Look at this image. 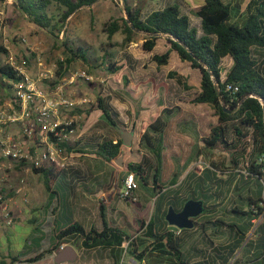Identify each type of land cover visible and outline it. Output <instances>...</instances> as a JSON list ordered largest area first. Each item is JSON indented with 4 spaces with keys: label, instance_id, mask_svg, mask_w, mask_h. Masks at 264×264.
<instances>
[{
    "label": "trees",
    "instance_id": "obj_1",
    "mask_svg": "<svg viewBox=\"0 0 264 264\" xmlns=\"http://www.w3.org/2000/svg\"><path fill=\"white\" fill-rule=\"evenodd\" d=\"M97 1L12 0V3L40 29L56 38H60L63 34L64 37L61 40L63 59L58 61L57 70L59 80L66 75L68 66L76 61L84 62L92 69L115 74L125 64L117 60L115 53L111 50L112 47H127L142 37L143 49L153 52L159 39L164 37L168 48L165 47V51L161 53L155 52L152 56L153 61L158 67L167 65L172 52H177L181 61L188 63L189 69L197 70L201 75L200 90L192 94L186 102L209 104L214 108L217 116L216 123L210 125L207 134H201L198 123L191 119L178 121L177 129L194 132L195 137L206 149L229 154L234 167L246 171L248 177L264 181V0H249L245 7L243 0H203L201 5L192 9V13L200 18L201 30L192 23L190 15L184 12L179 4L171 3L144 15L142 8L134 2L136 0H122L125 16L103 23L107 42L101 46V54L94 56L90 51L92 47L85 42L68 37L67 25L72 14ZM118 32L124 35L121 42L114 40ZM0 51L8 50L0 46ZM227 56L232 59V64L223 78L222 62ZM0 74L4 80V86L11 90L8 96L12 98L14 84L24 80V74L9 62L0 64ZM168 74L188 87L185 81L188 79L187 72L170 70ZM59 80L52 82L51 85L55 87L60 82ZM125 80L129 83L130 78L126 76ZM102 91L101 88L96 103H80L72 106L69 114L75 117V120L69 125L60 124L57 128L67 132L88 130L99 117L105 118L116 128L124 126L125 123L121 120L119 111ZM3 103L4 99L1 100V104ZM180 111V105L164 107L161 114L149 124L143 133L141 146L151 151L158 163L155 173L151 176L147 173L145 163L129 162L127 164L128 171L136 173L140 188H145L151 181L155 185V190L158 187L164 188L170 183H176L179 175L187 169L186 167L179 172L173 171L171 175L165 177L166 183L161 180L164 178L162 176L163 151L166 149L164 132ZM150 131L156 133V144L152 142ZM62 144L71 154L86 153L82 143L77 139L66 140ZM98 148L104 160L117 159L129 150V147L124 145L122 137L116 142L105 138L99 143ZM240 154L246 160L245 168L240 167L241 157H237ZM34 172L42 177L45 188L51 193H55L54 181L66 174L65 169L54 165L35 168ZM126 199L133 201L130 198ZM244 199L247 209H232V212L237 213L241 219L248 217V221L242 224L245 229L241 226L242 222L232 224L234 232L237 235L243 233L244 236L228 246L230 257H235L238 248L245 240L247 231L254 225L253 219L264 217V197L256 200L248 197ZM142 226L145 227L142 237L152 238V241L139 242L137 237L130 236L124 229L107 224L101 230L85 229L78 222H71L59 230L54 227V238L58 243L27 258V261L34 262L43 259L62 241L81 238L85 247L121 246L127 241L129 253L136 259H143L147 255L165 254L174 259L176 264H191L184 257L180 238L174 231L158 230L152 219L148 223L143 221ZM142 245L143 248H141ZM225 251V247L214 249L218 258ZM10 257L13 262L19 259L13 254ZM240 263L241 260L235 257L231 264ZM247 263L264 264V245L261 252L249 258ZM200 264L211 263L205 261Z\"/></svg>",
    "mask_w": 264,
    "mask_h": 264
},
{
    "label": "crops",
    "instance_id": "obj_2",
    "mask_svg": "<svg viewBox=\"0 0 264 264\" xmlns=\"http://www.w3.org/2000/svg\"><path fill=\"white\" fill-rule=\"evenodd\" d=\"M191 6L192 8L196 7V5ZM162 39L165 38L161 37L159 41ZM118 86L120 85L108 82L106 86H102V92L107 95L110 103L120 113L122 103L112 98V89L118 88ZM80 100L76 102L79 103ZM186 100L180 98L175 105H172H180L181 111L171 120L164 132L166 149L163 151L162 176L164 178L161 180L166 183V173L171 175L173 171L179 172L187 167L179 175L176 183H170L164 188L158 187L155 190V185L151 181L148 186L138 190L137 198L133 201H127L120 196V189L128 171L127 164L129 162H143L146 164V170L150 176L155 173L157 158L151 151L141 146V137L149 124L156 120L164 107L168 106L166 103H161V110L156 107L157 114H152L153 118L146 122L142 130H131L133 131L132 144L126 154L123 155L126 163L122 165L118 163V158L104 160L99 154V143L105 138L108 137L116 142L122 137L118 128L111 125L107 120L103 122L104 118L99 117L90 129L80 130V133L73 135L72 139L79 140L86 153H72L70 155L66 174L60 176L53 183L55 193L49 192L43 184L46 192L41 193L40 199L36 200L35 204H32V199H28L29 193H25L27 200L24 199V195H18L9 202L16 221L11 227H0V264H176L174 259L165 254L161 256L147 255L143 259H136L129 253L127 241L123 242L121 246L85 247L81 238L62 241L55 250L48 253L43 259L34 262L27 261V258L58 243L54 238V227L59 230L71 222H78L85 229L101 230L107 224L118 226L130 236L137 237L139 242L147 243L152 241V238L142 237V232L145 230L142 225L143 221L148 223L151 219L158 230H172L179 236L184 257L191 264H200L205 261L211 264H231L235 257L241 260L240 264H248L247 260L259 254L264 245V217H259L258 222H256L257 219H253L254 225L247 231L245 240L238 248L235 257H230L228 246L244 236L243 233L237 235L232 224L248 221V217H244L245 219L240 221L241 218L237 216V213L232 212V209H247L244 198L256 200L259 197H264V189L263 187L258 189V194L255 196L254 185L259 184L258 179L248 177L246 171L234 167L229 154L228 168L221 171V164L212 156L219 150H208L195 137L194 132L177 129L178 121L191 119L198 123L201 134H207L210 125L216 123L215 112L213 114L200 112L201 107L210 112L211 105L194 104L186 102ZM186 105L189 106L186 107ZM120 118L124 122L123 119L125 118H122L121 114ZM119 127L125 128V125ZM150 135H152V142L156 144V133L150 131ZM237 157H241V154ZM258 160L260 162V158ZM245 163L246 160L241 157L240 167L245 168ZM235 171L242 176H247L244 187L239 184L232 185V190L235 189V195L229 197L225 204L222 201L217 202L212 199L213 195H221L220 181L230 179ZM40 181L39 174L32 173L29 179V189L36 185L35 182L39 185ZM200 181H202V185L199 183V186L202 188L203 194H198L197 183ZM181 185H184L181 194L172 195L170 193L173 189L178 190ZM238 196L244 199L243 207L237 203ZM180 197L184 198V202L181 204L178 200ZM192 198L203 200L205 210L204 213H201L202 218H198L199 215L195 217V225L192 228H178L171 225L166 219L169 210L168 205L171 204L176 211H180L186 201ZM208 198L212 199H209L212 201L211 203H207ZM19 201L32 205L31 212H27L25 206H22ZM36 209H39V212L33 213ZM21 221L32 222L33 228L23 236L24 249L14 251L13 256H18L19 259L13 262L10 257L12 253L5 250L1 238L6 236L7 239H13L16 234L15 227ZM221 224L231 227L232 231L226 233V229L220 227ZM241 226L245 229L244 225ZM250 242L256 243L257 248L255 246L246 253L245 247ZM221 247H225L226 251L218 258L214 249Z\"/></svg>",
    "mask_w": 264,
    "mask_h": 264
},
{
    "label": "rangeland",
    "instance_id": "obj_3",
    "mask_svg": "<svg viewBox=\"0 0 264 264\" xmlns=\"http://www.w3.org/2000/svg\"><path fill=\"white\" fill-rule=\"evenodd\" d=\"M172 1L173 0H136L134 2L142 8L143 14L147 15L152 10L162 8ZM248 1L249 0H243L244 7ZM172 3L179 4L182 10L190 15L192 23L201 30L200 18L192 13L193 8L191 5L197 6L203 3V0H174ZM122 16H125L124 3L122 0H98L94 4L85 6L70 16L67 25V35L72 40L85 42L88 46L92 47L90 49L91 54L98 56L101 54V46L107 42V35L103 31V23L108 20L119 19ZM63 37V34H61L60 38H56L40 29L17 10L12 0H0V46L8 50L0 51V64L9 62L10 58H17L20 62L26 59L27 72L31 77L39 79L41 72L47 71L49 73V78L44 80L40 79V83L50 92L55 91V87L52 86L51 83L59 80L57 70L59 66L58 61L63 59V48L61 44ZM123 37L124 35L118 32L115 34L114 40L121 42ZM143 41V38L140 37L136 42L131 43L127 47L115 46L111 48L117 60L125 64L120 71L112 75L102 72L100 69H92L82 61L72 63L68 66L66 75L59 80L64 86V96L73 101L86 97L91 103H96L97 96L103 85L106 86L108 82H110V84H119L120 86H118V88L112 89V98L122 103V105H120V114L122 118H125L123 119L125 122V129L129 131H139L145 127L147 121L153 118L152 114H157L156 107L157 109L159 108L158 110L162 109V102L166 103L168 106H172L176 104L178 99H188L192 94L200 90V73L197 70L189 69L188 63L182 62L177 52H172L170 61L167 65L158 67L157 63L153 61L152 56L155 52L161 53L165 51L167 44L165 39L158 42L153 52H148L143 49ZM231 64L232 59L229 56L223 59V78H225L226 71ZM170 70L187 72L188 79L185 81L189 88L179 83L176 78L170 77L168 74ZM79 73L93 75V79L89 80L86 77L82 78ZM126 76L130 78L129 83H126ZM143 85H145V87H143ZM146 90L148 91L146 92ZM8 91L9 93L11 92L9 88L4 86V80L0 74V106L2 105V99L5 101L9 98ZM188 106L189 105H186V107ZM69 111L70 108H63V110H60L59 118H71L72 116H70ZM200 112L213 114L214 108L211 107V111L208 112L207 109L203 110L201 107ZM104 121H106L105 118L103 119V122ZM78 133L80 132L78 131L74 135ZM212 156L221 164V171L228 168V154L216 151ZM123 163H126L124 156ZM18 174L23 173L18 172ZM168 176L169 173H166L165 177ZM246 179L247 176H242L235 171L230 179L220 181L219 187L221 195H213L212 199L217 202L222 201L223 204H225L229 197L235 195V189L234 191L232 190V185L239 184L244 187ZM42 182L43 180L41 177L39 185L35 182L36 185L32 186L31 189H29V185L25 187V192L29 193L28 199L33 200L32 204H35L36 200L40 199L42 192H46ZM257 182L259 184L257 186L254 185L255 196L258 194V189L262 187L264 189L263 179H258ZM199 183L202 185V181L197 183L198 194H203ZM183 187L184 185H181L178 190L173 189L170 193L172 195L176 193L181 194ZM209 199L210 198L207 199V203L212 202L210 201L212 199ZM178 200L180 204L184 202V198L182 197ZM243 201L244 199L238 196L237 203L240 207L244 206ZM19 203L25 206L27 212H31L32 205L25 204V202L22 201H19ZM170 206L171 204L168 205V209ZM38 212L39 209H36L33 213ZM198 218H202V214L199 215ZM243 218L244 217H242V219ZM259 220L260 219H257L256 222ZM242 224L243 222L241 225ZM220 227L226 229V233L232 231L231 227L224 224H221ZM32 228V222H19L15 227L16 234L13 239H7L6 236L1 238L5 250L11 251L12 254L14 251L23 250V236L25 233L31 231ZM255 246L256 243L253 244V242H250V244L245 247V252L247 253L248 250ZM255 248H257V246Z\"/></svg>",
    "mask_w": 264,
    "mask_h": 264
},
{
    "label": "built area",
    "instance_id": "obj_4",
    "mask_svg": "<svg viewBox=\"0 0 264 264\" xmlns=\"http://www.w3.org/2000/svg\"><path fill=\"white\" fill-rule=\"evenodd\" d=\"M26 61L10 58L9 63L24 74V80L14 84L13 97L0 106V227L15 224L9 202L18 195H24L27 200L25 187L30 184V175L35 173V168L44 165L68 168L71 153L62 143L73 140L76 132L57 127L71 124L75 117L60 119L59 112L75 104L90 102L86 97L77 103L64 96V86L60 82L55 91H48L40 79H48L49 73L41 72L39 79L31 77ZM79 75L93 79V75L87 73ZM139 189L136 173L127 171L120 196L135 200Z\"/></svg>",
    "mask_w": 264,
    "mask_h": 264
},
{
    "label": "water",
    "instance_id": "obj_5",
    "mask_svg": "<svg viewBox=\"0 0 264 264\" xmlns=\"http://www.w3.org/2000/svg\"><path fill=\"white\" fill-rule=\"evenodd\" d=\"M131 26L137 30L133 25ZM118 129L122 134L124 145L127 147L131 146L133 140V131L126 130L122 127H118ZM117 160L119 164H123V156H120ZM204 210L205 207L203 200L192 198L186 201L180 211H176L173 206H170L166 215V219L171 225L178 228H192L195 225L194 218L200 215Z\"/></svg>",
    "mask_w": 264,
    "mask_h": 264
}]
</instances>
